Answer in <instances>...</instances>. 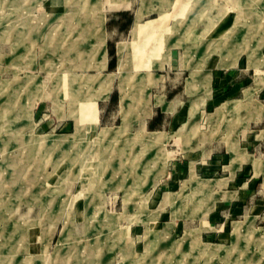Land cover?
<instances>
[{
	"label": "rangeland",
	"instance_id": "obj_1",
	"mask_svg": "<svg viewBox=\"0 0 264 264\" xmlns=\"http://www.w3.org/2000/svg\"><path fill=\"white\" fill-rule=\"evenodd\" d=\"M138 2L53 0L52 10L65 13L45 16L43 35L51 51L59 47L58 59L28 65L10 54L11 25L23 18L11 15L13 2L0 0V264L15 262L9 249L18 256L44 249L45 256L34 257L40 264H264V138L255 139L264 126L257 121L264 86L251 100L242 92L199 110L187 111L184 99L166 135L130 127L151 113L149 88L157 78L143 75L145 68L160 67L174 52L180 60L235 54L234 44L222 45L235 41L225 32L237 10L248 14L235 27L242 39L251 36L238 38L240 60L264 52V21L249 24L253 14L264 15V0H140L131 25L122 28L130 25L129 42L117 44L120 110L105 98L112 73L100 80L92 75L96 67L71 65L61 54L64 48L68 55L74 37L89 52L96 36L90 24L102 28L101 9L119 15L108 17L112 27L127 22ZM209 8L219 20L225 15L224 23L212 17V33L224 25L225 32L220 46L202 49L197 29L208 22ZM73 20H80V34L53 29L62 22L68 29ZM136 22L144 27L133 35ZM177 41L199 47L171 48ZM102 46L101 34L98 68L105 66ZM38 52L30 57L37 60ZM201 67L192 66L189 86L204 80ZM153 98L165 105L162 96ZM132 105L137 113L125 110Z\"/></svg>",
	"mask_w": 264,
	"mask_h": 264
},
{
	"label": "crops",
	"instance_id": "obj_2",
	"mask_svg": "<svg viewBox=\"0 0 264 264\" xmlns=\"http://www.w3.org/2000/svg\"><path fill=\"white\" fill-rule=\"evenodd\" d=\"M52 1L53 0H10V2H13L11 15L13 17L15 16L16 20L18 17L23 18V20H21L20 23H15V24L13 23L10 28V33H11L10 54L12 59H14L15 57L16 64L19 63H25L28 65L34 63L49 64L51 63V59L53 58L58 59L59 52L57 50H59V47H57L58 48L57 50L51 51L48 48L47 42L45 41L46 37H44L43 35V33L45 32L44 30L48 29L47 24H44L45 16L47 17L52 15V16L60 17L65 13L64 11L60 12V10L57 12H55V10H52V6H53ZM188 1L193 2L198 0H188ZM208 1H212V0H208ZM139 2L134 10L129 9L130 8L129 5H126L122 7L121 10H119L120 14H124L125 13L124 11L129 9L130 13L128 17L132 15L130 25L134 19V14L139 6ZM73 7H75V3L73 4ZM209 7L211 8V6ZM210 8L208 11L209 12L208 22L206 24H203L201 29L199 30L197 29V33L201 32L202 34V38H203L202 39L203 43H201L202 49L215 47L217 45L220 46L221 44L218 43L221 40H223V38L222 39L219 38L221 36L220 34L223 33L222 31L225 32L224 30L225 25H224L223 27L221 28L219 27L214 33H212L213 32L212 24L215 22V19H213L212 17L218 18V13L213 14L212 13L213 10L211 11ZM245 10L247 9L242 8V11L240 10L236 11L233 24H231L230 27L228 28V31L225 32L227 34L233 35L235 37V41L237 40V42L231 41V42H227V45L226 44H224V46L222 45L224 49L226 48L230 49V47H232L231 45L234 44L235 54L231 55L232 57L231 56L226 57L228 55L217 53V56L212 59L206 57V59L204 58L198 60L192 57L189 58L188 60L186 58H181L180 60L179 57L175 55L176 52H174V57L173 58L171 57L170 60L151 61L153 63L156 62L158 63L159 61H162V65L160 67L154 65L149 69L145 68V71L143 73V75H150L154 78H157L156 83L150 86L149 88L151 113L147 117H139L136 121L132 122L130 124L131 129H136V131L158 130L164 132V134L166 135L177 124V119L175 118V115L178 112L177 104L181 103L184 99L187 101L189 100L187 111L189 110L192 111L194 109L197 110H199L200 108L202 109L205 106V103H213L216 99L219 102H221V100L227 96H236L242 92L244 93L245 89L250 88L249 89L251 91L250 98L252 95L257 94V91L264 86V70H262L260 74L256 73L257 67L264 68V52L261 51L257 55V57H255V54L249 51L244 60H240V55H239L240 53L239 52L237 53V51L241 49V44H238L239 42L238 38L240 40L242 39L241 36L242 31H240L241 28L238 29L235 26L237 23L242 24L244 22V21L240 22L241 21L240 19L242 18V15L243 16L245 15V13L248 14L247 11ZM254 11L258 12L256 9H254ZM99 13H101L103 16L102 28H97L96 26L93 25V23L90 24L91 26L90 30L92 29V31L96 33V36H95V42L92 48L89 49V52L83 53L81 51L82 46H81L80 38H78L79 41H77L78 39L74 37L73 41L71 40L68 55H66L64 48H62L63 52L61 54V58L63 57L64 60L63 62H66V59L68 58L67 62L70 63L71 65L87 64L96 67V72L92 75H98V77H100V80L105 75L112 73L113 76L109 85V89L105 91L106 94L105 98L109 102L116 101L117 106L119 107L118 109L122 110L118 105L119 90H118V79L116 76L117 60H118L117 44L119 42H123V43L129 42L131 38L129 34L131 27L130 25L128 29H122L120 25H114L111 27L107 24V22L109 21L108 17L111 16L112 18L113 17L118 18L119 15L115 14V12H109V10L103 11L102 9L101 12ZM198 14L199 11L193 12L191 19L189 20L190 21L189 26L195 23ZM256 14L253 15L257 21L252 20L254 22L256 21L255 22L256 25L250 23L252 22L251 21L252 18L251 16L249 17L251 18L249 20V23L252 24L254 27L258 26L257 24L259 22V19L261 21L262 20L264 21L263 16L259 17ZM73 17H75V14ZM222 17L224 18L225 15L224 14L221 15L220 20L218 18V20L216 21L219 23L220 22L224 23V20L221 21ZM194 18L196 19L194 20ZM192 19L194 23L191 21ZM69 23L71 25L68 27V29L66 23L64 22L55 25L53 29H56V32H58L59 34L66 33L68 30L71 33L73 32L74 34H76L79 32L80 34L81 28L83 27L82 24L80 23V20L79 23H77L76 20L70 21ZM76 29L78 32L76 31ZM230 29H233V31L232 32L229 31ZM122 31L124 32L123 37H117V35L119 33H122ZM252 33L254 34V32ZM101 34L103 35L102 52L105 55V66L103 68H98L97 66H95L96 64H98L99 61V57L96 53V46L100 39ZM246 37L248 38V34ZM126 38H128L129 40L126 41ZM248 39L245 40V37H243L242 40L247 41ZM179 42L180 41L174 42L175 44L172 45L171 48L185 49L184 48L185 46L186 49L193 50L194 48L199 47L195 44L196 41H193L189 44H184V46L181 45L183 42H180V45L178 44ZM263 42L264 39L261 41V43ZM33 48L40 50V52H38L37 60H34L33 55L32 57H30V51L34 50ZM23 54L25 56L24 57L25 60L19 62V59H21ZM195 65L202 66L201 72L203 73V75H205V79L202 80L200 78H197V80H195V82L193 83V86H189L187 84V79L190 76L189 72L192 66ZM250 81L252 86L244 88L243 86L248 84ZM155 95H160L163 97L165 102L164 106H161V104L157 105L153 103L154 100L153 97ZM244 98H246L245 95ZM220 104L217 105L216 109L220 107ZM263 108L264 105L262 104L261 105L262 111L260 113L261 115L259 116L260 119L257 120L259 123L264 120ZM125 110L127 112L137 113L139 111V107L132 105L130 107H127V109ZM263 138H264V126L257 129L255 139L258 144H261ZM15 252L16 251L9 249V252L6 253L8 256L17 257L15 259V262L11 264H40L39 262L34 263V257L40 258L45 256L46 253L44 249H40L37 251L31 250L24 253L23 256H18Z\"/></svg>",
	"mask_w": 264,
	"mask_h": 264
},
{
	"label": "bare ground",
	"instance_id": "obj_3",
	"mask_svg": "<svg viewBox=\"0 0 264 264\" xmlns=\"http://www.w3.org/2000/svg\"><path fill=\"white\" fill-rule=\"evenodd\" d=\"M208 3H209V2H208ZM247 6H248V5H247ZM220 9H221V8H220ZM220 9H219V10H220ZM245 11H247V10H245ZM262 13H263V12H262ZM258 16H260V15L258 14ZM263 16H264V15H263ZM247 17H248V16H247ZM261 17H262V15H261ZM246 19H247V18H246ZM246 19H245V20H246ZM250 19H251V18H250ZM192 20H193V19H192ZM192 20H191V21H192ZM245 20H244V21H245ZM252 20H253V19H251V21H252ZM256 21H257V20H256ZM256 21H255V22H256ZM247 22H248V21H247ZM255 22L252 21V22H250V23H252L253 25H256ZM250 23H249V24H250ZM254 23H255V24H254ZM258 23H259V22H258ZM243 24H245V22H243ZM236 25H237V24H236ZM143 27H144L143 25H138V23L136 22V23L134 24V27H133V30L131 31V33H132L133 35H137L138 33H140V31L143 29ZM233 27H234V26H233ZM253 27H254V26H253ZM258 28H260V27H258ZM233 29H234V28H233ZM251 30H252V28H251ZM235 31H236V30H235ZM240 31H241V30H240ZM240 31H239V33H240ZM245 33H246V32H245ZM247 34H248V33H247ZM246 36H247V35H246ZM248 38H249V37H248ZM118 44L121 45L122 42H121V43H118ZM119 65H122V60L119 62ZM203 79H205V76H203ZM250 95H251V91H250L249 89H245V97H246L247 100H250ZM137 97H138V99L136 98V100H137V102H138V100H141V99H140V96H137ZM196 104H197V103H196ZM224 104H225V103H224ZM224 104H223V105H224ZM194 105H195V104H194ZM192 106H193V105H192ZM233 106H234V105H233ZM194 107H195V106H194ZM234 107H236V106H234ZM225 108H226V107H225ZM218 112H219V111H218ZM152 137H153L154 139H156L157 136H154V135H153ZM152 137L149 136V138H152ZM236 159H237V157H234V158H233V160H235V161H236ZM209 249H211V248H209ZM209 249H208V250H209Z\"/></svg>",
	"mask_w": 264,
	"mask_h": 264
},
{
	"label": "trees",
	"instance_id": "obj_4",
	"mask_svg": "<svg viewBox=\"0 0 264 264\" xmlns=\"http://www.w3.org/2000/svg\"><path fill=\"white\" fill-rule=\"evenodd\" d=\"M130 20H131V16L128 18L127 22H125V23H123V24L120 25L121 28H125L127 26V24L130 23Z\"/></svg>",
	"mask_w": 264,
	"mask_h": 264
}]
</instances>
